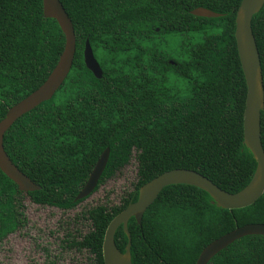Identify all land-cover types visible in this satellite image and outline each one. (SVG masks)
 <instances>
[{
	"label": "trees",
	"instance_id": "obj_1",
	"mask_svg": "<svg viewBox=\"0 0 264 264\" xmlns=\"http://www.w3.org/2000/svg\"><path fill=\"white\" fill-rule=\"evenodd\" d=\"M76 34L72 69L52 99L18 119L4 136L13 163L40 190L34 203L71 209L105 148L99 185L136 152L137 183L120 205L87 210L93 229L77 245L104 264L112 219L137 200L141 186L173 169H190L236 193L256 161L243 144L247 95L234 37L242 0H60ZM196 8L222 14L197 17ZM264 77V7L252 21ZM89 41L103 77L84 63ZM65 37L43 16L42 0H0V121L56 66ZM264 80V78H263ZM264 148V111L261 114ZM98 189V188H97ZM96 189V190H97ZM24 193L0 170V241L23 226ZM264 224V194L235 210L211 204L204 191L166 187L128 228L134 264H196L202 250L237 227ZM122 252L127 236L115 235ZM208 264H264V236H247Z\"/></svg>",
	"mask_w": 264,
	"mask_h": 264
},
{
	"label": "water",
	"instance_id": "obj_2",
	"mask_svg": "<svg viewBox=\"0 0 264 264\" xmlns=\"http://www.w3.org/2000/svg\"><path fill=\"white\" fill-rule=\"evenodd\" d=\"M43 16L55 19L65 37V45L56 66L47 79L36 90L8 109L0 121V170L22 192L35 191V185L12 162L4 148V136L12 125L42 103L53 98L68 77L76 54V34L73 23L60 0H42ZM264 7V0H242L236 12L234 37L237 54L244 74L247 95L243 117V144L256 161V167L249 183L240 191L230 193L214 184L210 179L190 169L166 171L145 183L138 192L137 200L131 202L109 223L103 240L102 253L104 264H134L132 261V238L129 222L132 218L141 225L148 208L156 201L161 192L169 186L188 185L196 187L211 198V204L226 210L242 209L253 205L264 194V148L261 140V114L264 111V84L260 54L252 29V21ZM191 14L197 17L219 18L222 14L209 9L196 8ZM84 63L97 79L103 71L97 62L89 41L85 43ZM110 157V148H106L97 160L89 178L78 193L77 200L89 196L97 187ZM122 227L127 236L124 252L116 245L115 235ZM247 236H264V224L252 223L237 227L207 245L200 253L196 264H208L216 255L239 239Z\"/></svg>",
	"mask_w": 264,
	"mask_h": 264
},
{
	"label": "rangeland",
	"instance_id": "obj_3",
	"mask_svg": "<svg viewBox=\"0 0 264 264\" xmlns=\"http://www.w3.org/2000/svg\"><path fill=\"white\" fill-rule=\"evenodd\" d=\"M135 155L133 151L129 164L74 210L40 207L26 198L23 204L27 223L0 241V264H87L88 253L63 244L65 232L69 229L76 238L77 234L85 235L91 230L87 210L99 205L118 206L134 190L138 169Z\"/></svg>",
	"mask_w": 264,
	"mask_h": 264
},
{
	"label": "flooded vegetation",
	"instance_id": "obj_4",
	"mask_svg": "<svg viewBox=\"0 0 264 264\" xmlns=\"http://www.w3.org/2000/svg\"><path fill=\"white\" fill-rule=\"evenodd\" d=\"M262 10V9H261ZM259 50V49H258ZM259 54H260V52H259ZM260 60H261V68H262V59H261V56H260ZM262 76H263V68H262ZM102 77H103V75H102ZM264 78V77H263ZM263 84H264V80H263ZM8 132V131H7ZM6 132V133H7ZM108 148V147H107ZM106 149V148H105ZM104 149V150H105ZM13 162V161H12ZM94 168V167H93ZM20 170V169H19ZM21 171V170H20ZM22 172V171H21ZM92 172V171H91ZM3 173V172H2ZM90 175V174H89ZM27 176V175H26ZM28 177V176H27ZM114 177V176H113ZM29 178V177H28ZM88 178H89V176H88ZM102 178V177H101ZM101 178H100V180H101ZM112 178V177H111ZM111 178H109V179H111ZM30 179V178H29ZM109 179H106L105 181H107V180H109ZM31 180V179H30ZM88 180V179H87ZM87 180H86V182H87ZM100 180H99V182H98V185H97V187H96V189L98 188L99 189V187L105 182H102L100 185H99V183H100ZM32 181V180H31ZM33 182V181H32ZM86 182L84 183V185L86 184ZM34 183V182H33ZM16 184V183H15ZM35 184V183H34ZM17 185V184H16ZM35 185H37V184H35ZM84 185H83V187H84ZM38 187H39V189L38 190H40L41 189V187L39 186V185H37ZM18 187V186H17ZM82 187V188H83ZM82 188H81V190H82ZM94 190L89 196H87L86 198H83V199H81V200H77V201H80L79 202V204H77L76 206H74L73 208H71V209H67V210H63V209H60V208H57V207H51V206H43V205H40V204H37V203H34L33 201H32V199L30 198V196H29V193L30 192H35V191H38V190H35V191H28V192H22V191H20L19 189V191L20 192H22V193H24V197H23V200H22V207H23V212L25 213V211H24V209H25V206H24V200L27 198V199H29L33 204H35V205H38V206H40V207H48V208H54V209H58V210H60V211H71V210H74L76 207H78L83 201H85L86 199H88L89 197H91L97 190ZM80 190V191H81ZM79 191V192H80ZM78 195V194H77ZM77 195H76V197H77ZM76 197H75V199H76ZM74 199V200H75ZM76 201V200H75ZM86 214V213H85ZM83 215H84V213H83ZM24 221H23V226H21V227H19V228H23L25 225H26V223H27V220H26V217H25V214H24ZM87 219H88V221L91 223V230L93 229V224H92V220H90V218H89V215L87 214ZM18 228V229H19ZM17 229V230H18ZM16 230V231H17ZM90 230V231H91ZM89 231V232H90ZM15 232V231H14ZM89 232H87L85 235H80V234H77L78 235V237L76 238V237H74V236H72L71 235V232H70V230L68 229L66 232H65V237L62 239V242H63V244H66V246H67V248H70V249H74V250H76V251H79V252H82V251H85L86 253H88L89 254V262L87 263V264H93V261H94V254H92L91 253V250H90V248H80V247H78V243L79 242H83V238H84V236H86ZM13 233V232H12ZM12 233H10V234H12ZM10 234H8V235H10ZM7 237V236H6ZM5 237V238H6ZM4 238V239H5ZM3 240V239H2Z\"/></svg>",
	"mask_w": 264,
	"mask_h": 264
}]
</instances>
